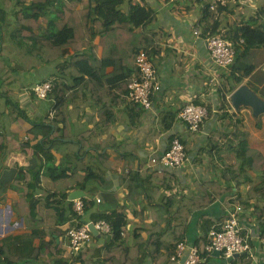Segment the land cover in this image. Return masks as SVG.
Returning <instances> with one entry per match:
<instances>
[{"label":"crops","instance_id":"obj_1","mask_svg":"<svg viewBox=\"0 0 264 264\" xmlns=\"http://www.w3.org/2000/svg\"><path fill=\"white\" fill-rule=\"evenodd\" d=\"M126 2L129 4L128 8L122 6L125 12L129 10L131 3L151 9L156 17L153 27L164 32L159 42L160 54L154 60L161 89L154 95L151 109H140L141 121L136 128L132 127L130 121L134 112L132 105L125 102L111 106L114 109V117L111 115L114 122L106 129L101 127L103 124L100 121L106 115V107L97 103L89 90L70 89V96H67L69 101L61 108H57L59 101L56 98L39 99L35 95V84L55 79L57 63H44L28 54L25 47L17 46L11 40L14 21L11 10L14 3L11 0H0V6L10 13L9 22L3 23L0 31V59L5 61L12 75L9 83L12 98L20 104L28 117L15 118L14 110L6 103L7 97L0 95V132L6 138V146L0 150V264H59L56 262L60 255L55 256L50 249L42 248L43 242L53 241L62 242L63 261L71 264L74 256L68 249L65 232L68 227L79 223L71 216L73 207L69 196L75 190L83 191L85 197L95 198L102 193L103 186L107 185V192L111 196L117 195L118 205L127 206L126 210L121 207L118 210L126 214L127 228L131 229L139 221L135 212L140 209V205L126 200L128 187L122 183V177L128 171L130 163L140 172L158 173L159 176L155 177L157 184L161 181L162 173L174 176L165 180L171 188H161V194H154L155 203L170 194H203L201 185L212 180L221 183V170L225 163L232 161L233 153H218L216 149L209 153L207 141L214 133H226L231 137L227 127L229 121L224 118L227 112L234 115V118H239L241 128L249 133V147L258 151L264 159V114L255 116L252 109L245 105L236 109L229 99L233 91L227 94V88L236 86V89L246 84L264 99V46L250 49L243 57L245 65L241 63V59L235 61L234 67L220 69L211 59L206 44L207 36L203 33L207 26L215 22L219 25L215 34L229 32L233 25L242 24L256 15L255 12L264 4V0H223L215 9H211L206 2L196 0L172 3L166 0ZM85 6L86 4H82L79 8ZM196 29L201 31V35H195ZM99 43L100 35L96 34L92 44ZM97 53L98 56L102 55V46H98ZM248 66H252L253 70L244 75L242 82L238 84L235 77L242 76ZM113 70L114 66H109L107 73ZM98 93L104 100L108 98L106 90ZM226 94L230 107L227 106L224 110L222 101ZM191 102L210 109L200 131L193 136L188 162L181 168L150 165L153 156H160L170 147L173 136L189 141L191 134L195 133L179 117L181 109ZM164 115L174 116L168 129L162 127L161 119ZM56 116L60 117L59 127L57 130L52 127L51 137L45 140L46 144L42 149L40 144L48 131L45 126ZM35 122L44 123L45 126L34 125ZM152 131L159 134L154 137ZM83 137L86 147L79 142ZM54 138L63 140H57L55 146H52L49 140ZM225 141L223 138L220 140L222 143ZM79 147L87 149L82 155V164H78V174L84 176L86 170L83 167L93 165L95 172L106 180L102 183L103 186L90 180L86 191L78 185L73 173L75 164L67 157V152L74 154ZM52 173L56 179L52 177ZM255 181H258L257 178ZM147 184L151 186L149 182ZM253 184L246 182L239 187V191L244 195ZM53 193H57V198L60 199L62 194H68V198L61 203L66 212V220L62 224L56 209L47 205V197ZM234 197L235 194L230 196L226 192L208 207L194 210L188 222L185 241L197 244L206 235L207 228L221 224L235 206L231 202ZM90 215V212H85V222L93 220ZM146 215L147 220L151 221L150 209L146 211ZM241 223L251 236L255 254V259L250 264H264V237L261 236L258 219L250 210L243 209ZM46 230L51 233H45ZM55 230L59 235L54 233ZM108 239L98 233L92 246L101 248ZM98 258L88 257V261L98 264ZM203 264H226V261L214 253Z\"/></svg>","mask_w":264,"mask_h":264},{"label":"trees","instance_id":"obj_2","mask_svg":"<svg viewBox=\"0 0 264 264\" xmlns=\"http://www.w3.org/2000/svg\"><path fill=\"white\" fill-rule=\"evenodd\" d=\"M11 1L14 3L11 10L14 18L11 40L17 46L25 47L28 54L42 62L57 63L52 90L48 94V97L59 101L57 108H61L62 105L66 106L65 102L69 101L67 96H70V89L89 90L97 103H102L103 108L106 107V115L100 119L103 125L101 126L98 121V127L106 129L111 127L114 122V118L111 117V115L114 117V109L111 106L126 102L132 105L131 109L134 112L130 121L132 127L136 128L141 121L140 109L144 108L129 102L126 98L129 82L135 75H138L135 64L136 55L140 50H144L154 61L155 57L160 54L159 42L164 36L162 30L153 27L156 17L152 10L144 5L131 3L129 10L125 12L122 6L126 0ZM82 4L86 6L79 8ZM207 8L209 9V6ZM255 13L256 15L246 22L233 25L229 32L223 34L226 39L235 43L237 48L235 61L241 60L250 49L264 46V4ZM8 14L10 13L0 6V31L3 29V23L9 22ZM218 26L217 22L210 24L203 30L204 35L217 33ZM96 34L100 35L99 45L92 44V39ZM98 46L103 47L101 56L97 53ZM109 66H114L111 73H107ZM231 67H234V64ZM252 70V66H248L242 76H236L237 83H241L243 76L248 75ZM11 78L10 69L5 65V61L0 59V95L4 94L7 97L6 103L11 105L15 118L28 119L20 104L12 98V91L9 90ZM235 87L227 88V94L234 91ZM101 90H106L108 100H104L99 95L98 92ZM227 94L224 95L222 101L224 110L227 106L230 107L226 98ZM165 115L161 119L162 127L168 129L171 127L174 116L169 115L170 119H168ZM224 118L229 121L227 127L231 137L229 138L226 133L211 134L207 141L208 152L211 153L215 149L218 153L231 151L233 159L230 163L224 164L221 170V183L212 180L201 185L203 194H170L161 197L159 202L155 203L153 202L155 201L154 194H161V188H171L165 180L174 176L168 173L160 174L162 178L159 185L155 180V177L159 176L158 173L140 172L130 163L128 171L122 177V183L128 187L126 200L140 205V209L135 212L139 221L131 229L127 228L126 214L118 210L120 207L126 210L127 206L118 205L117 195L111 196L107 192V185L102 184L106 180L95 172V166L83 167L86 170L84 176L78 174V164H82V155L87 149L83 148L86 147L83 140L85 137L79 139L83 147L75 149L74 154L67 152V157L75 164L73 173L78 185L82 186V190H86L88 181L94 180V183L104 187L98 197H83L85 212H90L93 220L103 219L110 223L112 236L108 237V241L101 248L91 246L82 250L73 258L71 264H91L88 257L94 256L99 257L98 264H179L178 261L171 259V255L175 253L177 244L186 240L188 222L193 211L208 207L226 192H229L230 196L235 194V197L231 199L233 204L250 210L258 219L261 225V236L264 237V159L258 151L249 147L247 143L249 133L241 128L239 118L236 116L234 118V115L229 112L224 115ZM59 120L60 117H54L48 126L44 123H34V125L45 126L48 130L43 143L40 144L42 149V146L46 144L45 140L51 137L52 127L56 130L59 127ZM153 132L154 137L159 134V132ZM194 134L196 133L191 134L189 141L177 135L173 136L172 140L179 138L188 153L191 150ZM221 138L226 141L220 142ZM57 140L63 139L54 138L49 141L52 146H55ZM5 144L6 138L0 132V150L6 146ZM52 177L57 178L53 173ZM246 182L254 184L243 195L239 187ZM47 198V205L56 209L60 224L64 223L66 212L62 209L61 203L62 200L68 198V194H62L60 199L57 198V193H53ZM97 198L100 199L99 202ZM56 202L59 206L55 204ZM71 203L73 207V202ZM149 209L151 221L147 220L146 215ZM71 216H75L73 209H71ZM83 218H79L78 225L85 221ZM210 228L205 230L206 234ZM45 233L51 232L46 230ZM54 233L58 234V231L55 230ZM195 245L199 247L201 255L205 256L206 235L200 238ZM42 248L50 249L51 254L55 256L60 255L56 263H68L66 260L63 261L65 258L62 242H43ZM244 263L250 264V261H244Z\"/></svg>","mask_w":264,"mask_h":264},{"label":"built area","instance_id":"obj_3","mask_svg":"<svg viewBox=\"0 0 264 264\" xmlns=\"http://www.w3.org/2000/svg\"><path fill=\"white\" fill-rule=\"evenodd\" d=\"M167 2H178L184 0H166ZM210 4L211 9H215L218 3L223 0H196ZM195 35H201V31L196 29ZM243 40L241 39V43ZM213 63L220 69H228L234 64L237 56L235 43L226 39L221 34H212L206 38ZM138 75H135L128 84L126 98L129 102L135 103L144 109H151L153 97L161 89L157 77L155 63L148 56L146 51L140 50L135 59ZM54 79H48L37 83L33 87V92L39 99H47L52 90ZM209 115L205 105L191 102L185 105L179 112V117L186 122L188 129L192 132H199L205 118ZM188 162V153L184 144L179 138L171 141L170 147L160 156H153L150 165L161 164L168 168H181ZM100 199L97 198V202ZM75 220L79 222L80 217L85 216V201L83 198L72 200ZM243 208L240 205L233 206L228 212L226 219L219 225L212 227L206 234L205 256H202L199 247L181 241L177 244L176 251L171 255V259L179 264H203L208 256L219 252L226 264H245L244 261H254L255 254L251 243V236L241 223ZM94 224L99 234L107 237L112 236L110 223L103 219L90 221ZM90 222L83 221L80 225L68 227L66 237L68 239V249L72 256H77L82 250L91 247L94 243L95 235L89 227ZM124 235V232H122ZM188 251L184 263L181 262L183 256ZM229 258H232L229 261Z\"/></svg>","mask_w":264,"mask_h":264},{"label":"water","instance_id":"obj_4","mask_svg":"<svg viewBox=\"0 0 264 264\" xmlns=\"http://www.w3.org/2000/svg\"><path fill=\"white\" fill-rule=\"evenodd\" d=\"M229 99L236 109H239L240 106L245 105L252 109L255 116L264 114V99L258 96L257 93L246 84L238 86L230 94ZM83 197H85V193L83 191L75 190L70 194L69 199L72 201L76 198H83ZM89 227L94 235H98V231L96 230L93 223L90 222ZM214 253L216 256H220L219 252H214ZM187 254L188 251L183 256L181 260L182 263H184ZM231 260L232 258H229V261Z\"/></svg>","mask_w":264,"mask_h":264},{"label":"rangeland","instance_id":"obj_5","mask_svg":"<svg viewBox=\"0 0 264 264\" xmlns=\"http://www.w3.org/2000/svg\"><path fill=\"white\" fill-rule=\"evenodd\" d=\"M128 6H129V4L126 2V3L124 4V6H123V7L127 9V8H128ZM16 45H17V44H16ZM241 63L245 65L244 58H242V61H241Z\"/></svg>","mask_w":264,"mask_h":264}]
</instances>
